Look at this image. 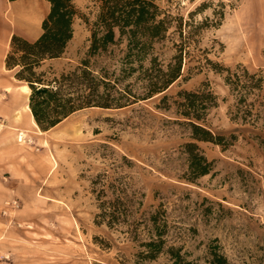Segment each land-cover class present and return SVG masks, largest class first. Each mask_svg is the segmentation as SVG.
<instances>
[{"label": "rangeland", "instance_id": "rangeland-1", "mask_svg": "<svg viewBox=\"0 0 264 264\" xmlns=\"http://www.w3.org/2000/svg\"><path fill=\"white\" fill-rule=\"evenodd\" d=\"M75 4L81 16L66 53L39 70L48 81L88 56L97 7L91 0ZM162 5L190 21L192 33L183 78L160 95L133 103L116 94L121 107L85 108L43 131L30 117L16 120L15 107L23 113L31 92L25 95L26 83L10 74L13 114L4 117L0 109V264H175L171 249L192 264H210L213 253L228 264H264V112L258 117L264 91L241 102L225 82L227 72L215 70L243 66L264 77V0ZM181 43L172 29L143 65L154 57L170 63ZM126 53V42L112 45L92 63L117 77L120 89L141 93V62L129 73ZM202 87L218 98L206 121L226 146L198 142L212 169L192 182L183 148L191 129L174 101ZM117 198L124 202L122 222L111 225L102 205ZM159 232L164 248L151 258L145 243Z\"/></svg>", "mask_w": 264, "mask_h": 264}, {"label": "trees", "instance_id": "trees-1", "mask_svg": "<svg viewBox=\"0 0 264 264\" xmlns=\"http://www.w3.org/2000/svg\"><path fill=\"white\" fill-rule=\"evenodd\" d=\"M47 1L51 4V11L43 22L42 36L30 41L20 34H14L6 57L7 69L15 71V78L25 82L31 89L29 105L41 130L48 131L85 108L121 107L116 94L126 96L133 103L153 98L183 78L185 61L190 57L186 48L192 33L187 30L191 25L190 21L172 15L163 7L162 0H91L97 7V12L92 22L91 45L87 58L73 71L48 81L45 73L39 70L46 62L64 56L74 37L75 19L81 14L75 0ZM83 18L89 23L88 18ZM172 29L182 40L180 45L177 44L178 54L166 65L154 57L150 61V67H145L142 61L155 49L156 43L168 38ZM123 42H126L127 47L125 60L131 66L129 73L137 70L133 63L141 62L140 79L144 82L141 93L120 89L117 77L112 79V75L105 71L100 72L92 63V58L103 55L110 46ZM215 68L218 73L227 72L225 82L233 91L242 95L241 102L246 103L250 95L264 91V77L258 73H251L243 66H238L236 70ZM126 70L123 69L124 72ZM177 97L178 100L174 101L176 112L186 119L185 123L191 129L192 141L183 146L192 175L187 180L195 182L197 178L210 174L212 169V162L205 156L198 142L226 146L225 137L214 133L206 121L209 110L218 105V98L206 87L195 91H181ZM169 99L168 95L162 97L164 102ZM254 105L251 104L250 107ZM261 106L264 108V103ZM262 112L264 109L258 113V117ZM247 114L251 116L253 111L249 109ZM248 115L243 117L244 121L248 120ZM122 203V198H117L115 202L107 201V205L103 203V215L108 216L111 225L122 222L123 213L119 206ZM151 220L157 224L155 216ZM157 226L155 225L156 228ZM157 235L159 239L153 237L145 243L151 258H155L164 248L162 233ZM171 254L175 264H192L184 261L178 250L171 249ZM210 264H228V261L224 255L213 253Z\"/></svg>", "mask_w": 264, "mask_h": 264}, {"label": "crops", "instance_id": "crops-1", "mask_svg": "<svg viewBox=\"0 0 264 264\" xmlns=\"http://www.w3.org/2000/svg\"><path fill=\"white\" fill-rule=\"evenodd\" d=\"M50 11L51 4L47 0H0V109L4 117L13 114L12 103L8 97L13 89L10 75L12 70L6 67V57L10 51L12 37L14 34H20L30 41L39 39L44 32L43 22ZM6 74H9L8 78L5 77ZM23 93L30 94L24 91ZM29 108L30 105L26 104L23 113H19V107L16 106L14 110L16 120L22 121V115H25L31 118L36 127H39L34 122L36 120Z\"/></svg>", "mask_w": 264, "mask_h": 264}, {"label": "bare ground", "instance_id": "bare-ground-1", "mask_svg": "<svg viewBox=\"0 0 264 264\" xmlns=\"http://www.w3.org/2000/svg\"><path fill=\"white\" fill-rule=\"evenodd\" d=\"M21 89H22L24 92H27V93H30V92H31V89H30V87H29L27 84H24V85L22 86ZM29 110H30V112L32 113L31 108H29ZM32 116H33V113H32ZM33 117H34V116H33ZM34 119H35V118H34ZM34 122L36 123V125H38L36 121H34ZM22 136H23V134H22Z\"/></svg>", "mask_w": 264, "mask_h": 264}, {"label": "built area", "instance_id": "built-area-1", "mask_svg": "<svg viewBox=\"0 0 264 264\" xmlns=\"http://www.w3.org/2000/svg\"><path fill=\"white\" fill-rule=\"evenodd\" d=\"M13 204H14V205H17V201H14Z\"/></svg>", "mask_w": 264, "mask_h": 264}]
</instances>
